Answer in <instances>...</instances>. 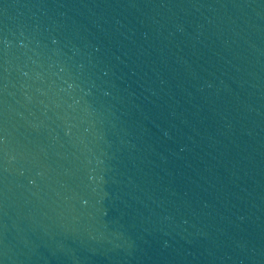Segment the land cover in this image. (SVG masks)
Returning <instances> with one entry per match:
<instances>
[{
	"label": "water",
	"instance_id": "obj_1",
	"mask_svg": "<svg viewBox=\"0 0 264 264\" xmlns=\"http://www.w3.org/2000/svg\"><path fill=\"white\" fill-rule=\"evenodd\" d=\"M0 264H264V0H0Z\"/></svg>",
	"mask_w": 264,
	"mask_h": 264
}]
</instances>
